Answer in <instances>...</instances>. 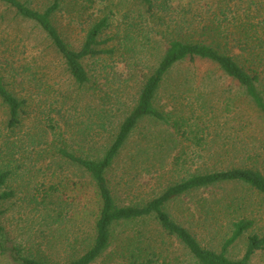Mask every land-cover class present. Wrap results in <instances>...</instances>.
<instances>
[{
    "label": "rangeland",
    "instance_id": "obj_1",
    "mask_svg": "<svg viewBox=\"0 0 264 264\" xmlns=\"http://www.w3.org/2000/svg\"><path fill=\"white\" fill-rule=\"evenodd\" d=\"M27 1L34 9H43L51 0ZM153 4L152 15L135 0H95L94 8L87 12H81L79 4L73 14L69 13L71 8H65L55 15L53 23L73 50L82 46L94 20H109L99 39L103 54L83 61L90 78L86 89L74 84L62 59L36 27L0 4V76L11 93L25 101L24 115L14 130L7 129L8 110L0 101V171L12 173L0 193H14L12 199L0 203V209L6 211L3 225L25 247L27 255L42 257L49 264H67L85 250L92 238L96 204L82 171L63 159L58 150L85 158L100 157L134 107L144 79L160 61L169 41L210 43L214 38L208 28L217 18L224 20L225 49L231 56L238 53L237 47L257 45L263 39L264 0H153ZM207 71L212 73L208 76ZM199 99H204L205 112L213 115V125L206 130L210 134L208 151L201 154L190 173L207 161L209 168L229 167L227 161L240 157V146L246 142L260 155L258 163H250L264 174V123L243 97L234 93L233 85L208 65L174 66L154 105L174 119L189 118L202 113ZM191 144L166 125L142 120L108 173L114 196L128 205L179 181L181 177L172 174H164L158 181L155 173L160 169L167 172L168 163L181 152L190 160L194 153ZM142 149L149 150L138 153ZM223 161L226 163L221 164ZM76 183L87 187L81 190ZM71 184L76 187L72 189ZM54 186H59L60 195L43 202L45 192ZM63 193L78 200L72 203ZM238 197L246 198L247 212L256 220L254 228L228 250V258L238 260L244 255L247 236L264 234L263 196L244 186L222 185L184 196L170 203L167 211L187 226L182 215L188 208L194 210L202 199L217 208L219 199ZM60 213L63 218L52 223L49 215ZM222 220L216 228L223 234L227 227ZM192 227L203 247L218 251L221 234H212L216 229L210 235L201 225V229ZM115 235L112 247L94 264H126L119 252L127 243L128 226L120 227ZM251 264H264V251L257 252Z\"/></svg>",
    "mask_w": 264,
    "mask_h": 264
},
{
    "label": "trees",
    "instance_id": "obj_2",
    "mask_svg": "<svg viewBox=\"0 0 264 264\" xmlns=\"http://www.w3.org/2000/svg\"><path fill=\"white\" fill-rule=\"evenodd\" d=\"M145 7L146 13L154 12L153 0H135ZM0 4L10 9L17 18L32 24L50 42L55 52L62 59L67 73L79 89H86L90 78L83 66V61L94 58L104 51L99 49L102 42L101 34L108 28V18L94 20L86 31L84 41L79 50H73L62 38L53 18L65 8H71L69 13L76 9L87 12L94 8L95 0H51L43 9H34L27 0H0ZM87 5V8L85 7ZM220 14L223 12L220 10ZM219 18L214 25L208 28V33L214 39L210 43L169 41L164 53L151 73L144 79L137 100L131 111L122 120L112 143L98 158H85L76 156L66 149H59V155L80 169L87 179L88 187L80 185L81 190L89 188L91 197L96 204L92 238L85 250L67 261V264H94L112 247L115 234L120 227L128 226V237L125 247L120 249L119 258L126 264H251L252 257L257 252L264 251V234H250L246 239L244 255L238 260H231L227 253L244 234L252 230L256 220L253 213L247 212L246 198L219 199L217 208L209 207L202 199L195 207L186 209L182 215L187 226L177 222L167 211V206L191 193L200 190L212 189L222 185L244 186L256 194L264 197V174L250 161L258 163V150L246 142L241 144V156L236 160L227 161L230 166L221 169L209 168L208 161L202 162L193 173L190 170L208 151L209 132L206 130L213 125V115L205 112L204 99H199V116L174 119L169 113L162 112L155 107L154 101L171 69L177 65L204 64L211 67L224 81L233 85L234 93L243 97L264 123V20L260 23L263 39L257 45H244L237 47L238 53L231 56L226 52L227 38L222 30ZM207 28H205L206 30ZM244 58V59H243ZM243 59L242 62L240 60ZM212 71H207L210 75ZM209 78V77H207ZM232 91H230L231 93ZM0 101L8 110L7 129L14 130L19 126L24 115L25 101L15 97L6 87L0 76ZM230 106V104H228ZM227 114H230L228 111ZM211 118H210V117ZM155 120L172 129L183 140L191 142L194 150L193 157L188 160L183 152L175 155L168 163V170H156V180L160 181L164 174L181 177L177 182H169L156 195L147 199L129 201L128 205L117 199L110 187L108 173L115 160L129 142L138 124L146 119ZM194 119V120H193ZM149 149L139 150L147 153ZM153 152V151H152ZM153 154H155L153 152ZM255 157H257L255 159ZM1 160V153H0ZM246 162V163H245ZM219 162H216L217 164ZM226 161H223L224 164ZM233 164V165H232ZM248 164V165H247ZM160 172V173H159ZM162 174V175H161ZM9 171H0V187L6 185L11 177ZM72 189L76 186L71 184ZM43 196V202L54 200L59 196V186L50 187ZM72 203L78 199L65 196ZM12 191L0 193V203L12 199ZM86 196L83 193L82 198ZM72 198V199H71ZM79 198V202L82 201ZM133 202V203H132ZM226 202V203H223ZM84 206L86 204L84 203ZM6 214L0 209V263L2 264H49L42 257L27 255L25 247L11 237L9 231L2 223ZM56 223L63 218V214L49 215ZM226 221L227 231L221 233L216 226ZM206 230L210 235L219 232L221 243L218 251L203 247L192 226ZM216 229L212 234L211 230ZM203 230V231H204ZM124 231L122 232V234ZM68 241L65 243L67 246ZM68 249L72 250L71 245ZM119 249H117L118 252ZM175 252L178 255H175Z\"/></svg>",
    "mask_w": 264,
    "mask_h": 264
}]
</instances>
